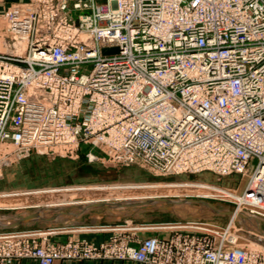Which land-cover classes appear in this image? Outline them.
I'll list each match as a JSON object with an SVG mask.
<instances>
[{
    "label": "built area",
    "instance_id": "obj_1",
    "mask_svg": "<svg viewBox=\"0 0 264 264\" xmlns=\"http://www.w3.org/2000/svg\"><path fill=\"white\" fill-rule=\"evenodd\" d=\"M70 1L28 0L7 15L8 32L27 46L0 51V173L34 151L75 160L81 141L164 175L246 174L257 160L243 194L218 195L264 219V0H73L89 11L77 21ZM236 222L136 247L118 234L100 245L44 235L42 246L30 234H2L0 264H264V236L234 232Z\"/></svg>",
    "mask_w": 264,
    "mask_h": 264
},
{
    "label": "rangeland",
    "instance_id": "obj_2",
    "mask_svg": "<svg viewBox=\"0 0 264 264\" xmlns=\"http://www.w3.org/2000/svg\"><path fill=\"white\" fill-rule=\"evenodd\" d=\"M27 1L0 0V51L25 53L27 38L21 40L8 32L7 15L13 5H24ZM73 2L70 1V9L72 18L77 21L80 15L89 11L73 9ZM88 154L99 157L100 160L91 162L88 160ZM78 155L74 160L68 157L52 158L34 151L26 159L4 166L0 173V195L4 194L0 196V223L10 224L36 210L48 209L44 207L46 205L67 201L76 203L105 200L99 203L134 205L90 208L85 211L80 207L91 204L50 207L61 208L57 212L42 213V217H51V221L36 220L11 229L0 228V235L30 234L37 237L36 241L42 246L41 237L44 235L48 236L47 242L51 244H65L86 239H68L63 242L57 238L87 233L107 234V239L98 244L86 240L91 244L100 245L108 241L113 234H118L130 238V244L136 247L139 245L137 241L149 237H169L175 231L207 232L211 226L226 230L233 215L238 212L237 204L219 196L215 190L199 186L216 187L241 195L257 165V160H252L248 173H233L228 176H219L210 171L164 175L142 163H119L110 158L102 147L84 141L79 145ZM149 196H162L165 200L180 201L179 204H184L185 207L164 199L144 203L137 199ZM129 198L134 199L130 201ZM260 213L264 214V209H261ZM238 214L241 215L237 213V216ZM239 217L236 218L242 222L233 225L234 232L240 229L252 232ZM252 219L255 220L253 217ZM257 223L264 234L263 217L257 219ZM193 225L197 227L191 228ZM246 242L255 247L254 241ZM22 260H34L40 264L36 258L16 259L5 264ZM93 260L138 264L130 260L115 259H56L51 264L56 261Z\"/></svg>",
    "mask_w": 264,
    "mask_h": 264
},
{
    "label": "bare ground",
    "instance_id": "obj_3",
    "mask_svg": "<svg viewBox=\"0 0 264 264\" xmlns=\"http://www.w3.org/2000/svg\"><path fill=\"white\" fill-rule=\"evenodd\" d=\"M163 186V185H161ZM174 186V185H173ZM176 186V185H175ZM150 187H154V186H146V188H150ZM155 187H160V185H155ZM200 188H204V189H208V190H215L217 192V194L219 195H223V194H227L228 192L227 191H224V190H221V189H218L216 187H210V188H207V186H204V185H200L199 186ZM86 188V187H85ZM87 189V188H86ZM246 190V189H245ZM245 190L240 193V194H243L245 192ZM236 194V193H235ZM4 195V194H3ZM3 195H0V196H3ZM134 198H129L128 200L132 201ZM138 200H140L141 202H146V201H158V200H161V199H164L162 198V196H149V197H143V198H137ZM165 200V199H164ZM105 200H93V201H84V202H76V203H68L67 202H63V203H58V204H49V205H46L44 207H47V208H50V207H56V206H69V205H76V204H92V203H99V202H104ZM135 202V201H134ZM114 203V202H113ZM125 203V202H124ZM129 203V202H128ZM133 203V202H132ZM186 204V202H183ZM188 203V202H187ZM130 204V203H129ZM134 205V204H133ZM137 205V204H136ZM178 205L182 206V207H185L184 204H179ZM39 207V206H38ZM236 211V209H235ZM240 216V217H239ZM235 217H239L241 220H243V222L246 224L247 228L250 229L251 231H257L259 234L263 235V232H261V230L259 229V225L257 223V219H252V217L250 218V216H247V215H239L237 216V211H236V214L233 215L232 218H235ZM242 222V221H241ZM201 223V222H199ZM235 226V225H234ZM192 227H197L195 225H193Z\"/></svg>",
    "mask_w": 264,
    "mask_h": 264
},
{
    "label": "water",
    "instance_id": "obj_4",
    "mask_svg": "<svg viewBox=\"0 0 264 264\" xmlns=\"http://www.w3.org/2000/svg\"><path fill=\"white\" fill-rule=\"evenodd\" d=\"M119 51L118 48H103L102 49V53L103 54H110V53H117ZM165 201H169V202H173V203H180V201H172V200H165ZM133 204H120V203H95V204H91L89 206L86 207H80V209L82 211H85L87 209L90 208H100V207H113V206H130ZM209 205V204H207ZM61 208H48V209H40V210H36L33 213H31L30 215L17 219L15 221H13L10 224H4V223H0V228L2 229H11V228H15L19 225H23L25 223L28 222H32V221H36V220H46V221H51L52 219H50L49 217H42V213L45 211H53V212H57L59 211Z\"/></svg>",
    "mask_w": 264,
    "mask_h": 264
},
{
    "label": "crops",
    "instance_id": "obj_5",
    "mask_svg": "<svg viewBox=\"0 0 264 264\" xmlns=\"http://www.w3.org/2000/svg\"><path fill=\"white\" fill-rule=\"evenodd\" d=\"M107 237L108 235L104 233H87L81 235L62 236L60 238H57V240L65 242L68 239H86L90 242L98 244L106 240ZM14 264H37V262L34 260H22ZM53 264H133V263L126 261H113V260H93V261H56Z\"/></svg>",
    "mask_w": 264,
    "mask_h": 264
}]
</instances>
